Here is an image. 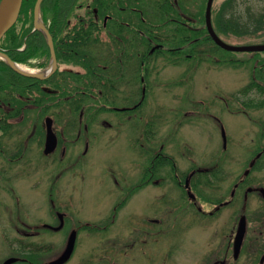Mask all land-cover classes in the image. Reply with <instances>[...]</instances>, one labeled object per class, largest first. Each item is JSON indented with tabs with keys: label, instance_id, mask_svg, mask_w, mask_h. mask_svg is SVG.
<instances>
[{
	"label": "rangeland",
	"instance_id": "374dc122",
	"mask_svg": "<svg viewBox=\"0 0 264 264\" xmlns=\"http://www.w3.org/2000/svg\"><path fill=\"white\" fill-rule=\"evenodd\" d=\"M123 1L112 0V13L114 15L131 13L133 15L131 17L136 20L137 28L150 26L152 28L151 35L155 40L152 43H155V46L160 45V39L163 35L159 31L166 32L169 38L168 25H162L157 30L153 23L161 20L160 13L165 12V5L155 6L156 0H128L130 5L127 6L123 4ZM169 1L178 5L179 8L181 6L188 16H193L194 13L198 14V19L193 17L190 21H203L207 0ZM220 1L212 0V5L217 7ZM126 8H128L127 11H122ZM263 8L264 2L262 0H236L233 10L235 9L236 15H240L244 20L248 11L258 12ZM188 16L184 17L182 21L185 26L188 25L186 23ZM107 23L100 30L99 43L105 47V56L109 59L118 51L117 43L111 35V31L116 30L117 23L113 20H108ZM122 23L125 24V22ZM218 33L223 41L232 45L264 43V32L244 36L233 33ZM206 38L203 36L201 45L203 52L201 54L191 52L190 58L188 54V56H184L183 59H178L175 62H167L164 57L162 58L164 53L163 55L157 54L158 48L153 51L157 56L147 62L144 60L145 57L140 54L142 47H139L136 80L126 89L127 91L132 90L133 98L139 102L134 110V116L131 117L138 131L152 126L155 132H158L156 136L161 137L163 131L165 133L168 131L166 134L169 138L168 151L175 158L177 167L181 171H187L194 165L196 168H203L204 173L208 174L207 171L213 170L214 172L215 164H218L217 170L219 171L214 173L212 177L214 179L210 182L206 183L207 177L200 174V178H202L201 190L208 194L225 197L232 189L233 183L238 180L237 178L243 175V170L247 166V159L251 155L250 149L255 147L253 140L256 134L260 129L264 130V121L260 124L257 123L256 119L253 122L247 119V113L250 117H255L258 113L264 112V104L258 105L260 109L257 108L259 109L257 113L255 110H250L256 104L245 107L242 101L243 97L245 98L247 95L252 96L253 99H264V50H226L216 46ZM200 41V38L195 40L196 43H200ZM93 45L97 46L98 43ZM121 45L123 43L119 42L118 46ZM94 62H97V58L94 59ZM31 63L33 64L31 67H35L36 62ZM106 65L105 75H98L99 70L96 69L94 72L89 70L88 73H82L80 76L68 72L64 79H60L59 75L58 78H53L54 80L50 81L48 87L45 86L47 92H43L47 95V98L42 100L46 108L40 107L56 113L55 124L57 129L69 126L76 128L87 123L93 127H103L101 133L91 141L87 152L81 154L76 164L70 168H66L64 162L58 164L59 174L61 173L58 180L59 201L69 195L73 210L83 211L84 216L92 218H98L103 213L106 214L110 211L116 196L113 176L131 172L133 168L132 159L134 158L135 162H139L140 157L136 153L146 147V141L144 136L141 137V134L138 135V139L132 141L129 119L122 123L120 129L118 126L120 117L117 116V114L119 115L117 109L112 108L111 111L97 112L96 117L91 118L92 111L97 110L96 106L90 105L94 103L90 96L98 99L97 94L108 93L110 94L109 97H114L117 94L115 105L126 104L125 100L118 96L119 93L127 95L128 92L126 89L117 90L120 87L118 84L122 81L118 79L117 70L113 66L115 64L109 59ZM43 69L38 68L37 70ZM71 69L79 71L76 67ZM107 79L112 82L114 89L103 88ZM143 88L147 89L145 94H143ZM49 90L54 91L50 92ZM70 93H75L74 97L66 100L65 98H68ZM231 95L233 97H228ZM50 96L56 105H50ZM103 99L101 97L99 101L103 102ZM225 99H230V102H225ZM194 100L199 101L194 102ZM227 104L229 109L226 108ZM37 108L39 109V107ZM211 113L217 114L222 119L226 133L225 149L222 148L219 125L210 116ZM258 115L262 117L259 118L262 121L264 115ZM160 141L161 138L157 139L154 142V147L158 146ZM73 149L75 150L72 151L73 153H81L83 146L76 145ZM171 171L172 165H170ZM255 173L258 174L257 171ZM38 174L41 177V184L46 180L49 181V170L45 171L41 168ZM158 182L160 183L161 179ZM154 189L161 191L162 188L154 187ZM24 190L26 192H22V205L26 208L36 204L45 206L46 200H42L41 197H36L34 202L29 200L30 187L25 185ZM177 190L181 189L177 188ZM238 204L240 205V203ZM238 204H235V211L239 210ZM129 206L130 204L120 213L110 229V233L121 241L130 237V224L127 214ZM159 207L158 201L154 200L153 208L158 210ZM136 208L138 209L135 218H137L140 226L141 218L146 215L147 204L145 201L138 202ZM228 229L229 227L225 223H217L216 219L202 218L195 224L185 225L180 234L175 237L160 232L150 234L149 237L145 236V241L136 245L122 246L123 252L119 253L117 261L120 264H202L212 252L217 250V247L225 242ZM61 236V233H58V237ZM176 239L178 240L177 244L172 245L171 249L167 250L169 242ZM98 248L101 247L93 244L92 240L90 244L81 243L76 246L72 258L62 264H78L75 261L81 255L87 258L88 256L91 258L93 255L89 264H102L96 257ZM115 248L118 249L121 246H115ZM61 249L62 246H59V253ZM110 256V262L108 260L105 264H110L114 260L112 252ZM51 259H53L52 256L44 255L43 257V260L47 262ZM244 259L247 260V257ZM234 264H242V259Z\"/></svg>",
	"mask_w": 264,
	"mask_h": 264
},
{
	"label": "flooded vegetation",
	"instance_id": "af4514ba",
	"mask_svg": "<svg viewBox=\"0 0 264 264\" xmlns=\"http://www.w3.org/2000/svg\"><path fill=\"white\" fill-rule=\"evenodd\" d=\"M170 3L169 0H156L154 4L155 6H166ZM123 4L130 5L128 0H124ZM180 5L182 4L180 3ZM179 13L184 17L188 16L181 6ZM160 15L162 18L166 17L163 21H167L168 18H175L166 16L168 15L166 13ZM192 15L187 18L189 22H194L190 21L193 17L199 18L198 14ZM131 16H133L131 13H123L118 16L105 14L100 18L98 15L92 14L97 22V29L89 35L85 46L59 47V50L55 51V71L58 72H55L49 80L58 78V75L60 79H64L68 72L78 73L77 70L71 69L74 67L79 70L82 69L85 74L89 70L92 72L96 69L104 70L107 66L106 62L110 59L115 64L113 66L117 70L118 79L122 81L118 84V87L120 85L118 91H122L136 80L139 47H142L140 54L145 57L144 60L147 62H150L155 56L153 51L156 48H158L157 54L163 55L164 53L162 58L168 59V52H162V49H168L167 47H160V45L138 46L136 20ZM40 18L41 21H45L42 15ZM107 20H113L117 23V28L111 31V35L117 43L118 51L109 59L105 56V47L99 43L100 30L106 25ZM180 21L182 22L183 19ZM121 22L129 23L130 28L122 29ZM31 30H34L33 19ZM148 32L151 33L152 31ZM159 33L167 35L165 32L159 31ZM91 36H98V39L93 40ZM163 38L166 39L167 37L163 36ZM195 38L197 40L199 36H195ZM163 41L166 42L167 39ZM119 42H122L123 45L118 46ZM95 43L98 45H93ZM25 44L23 42L19 49H23ZM50 58L49 48L47 50L45 47L43 49L39 47L35 48L34 55L28 57L23 63L32 66L31 62L35 61V67L31 68H45L50 63ZM95 58H97L96 63L94 62ZM98 75L101 74L98 73ZM98 80L101 79L98 78ZM43 87L41 81H37L35 85L30 84L28 87L24 83H0V264H3L5 259L9 257H15V260L10 264H47V261L43 260L44 255L52 256V258L58 256V247L62 246L61 253L70 236L73 237V249L65 262L72 258L77 245L81 243L90 244L92 240L93 244L101 247L98 248V255L96 256L99 258V263L105 264L108 260L110 262L112 252L114 260L110 264H120L117 257L119 253L123 252L122 246L136 245L145 241V236L149 237L150 234L160 232L175 237L180 234L185 225L195 224L202 218L216 219L217 223H225L229 227L224 239L225 242L217 247V250L212 252L202 264H234L240 259H242V264H264V193L262 191L264 189V130L260 129L255 138L253 136L255 147L250 149L251 155L247 159V166L243 170V175L233 183L228 194L225 197L208 194L201 190L202 178H200V174H196L197 171H203V168H196L192 165L187 171H181L177 164L173 163L170 172L169 138L166 136L168 131L166 133L163 131L162 137L156 136L158 132H155L152 126L138 131L136 124L133 123V118H131L135 114L137 102L133 98V91L126 89L129 96L121 93L118 95L119 98L125 100L126 104L115 106L119 113L117 116L120 117L118 126L121 129L122 123L129 119L132 141L138 139V135L141 134V137L144 136L146 141V147L136 153L139 154V162H135L134 158L132 159L133 168L131 172L113 176L116 196L110 211L106 214L103 213L98 218H92L84 216L83 211L73 210L69 195L59 201L58 180L61 173L59 174L58 164L64 162L66 168L76 164L81 154L87 152L91 141L101 133L103 127H93L87 123L76 128L69 126L57 129L55 124L56 113L41 109L46 108L42 100L47 98V95L41 93ZM53 100L50 96V105H56ZM195 101L198 102L199 100ZM224 101L229 103L230 99ZM242 101L245 107L256 104L250 110H255L257 113L260 109L258 105L264 104V99H253L250 95L243 97ZM226 108L229 109L228 104ZM92 112L91 118L94 119L97 112L100 111ZM247 114V119L250 122L256 119L257 123L261 124L264 121V119L261 121L259 118L262 117L258 115H264V112L258 113L255 117H250L249 113ZM47 115L52 118V130L57 142L51 150L45 152L44 142L47 127L44 118ZM210 116L216 120L221 133L222 119L214 113H211ZM220 137L223 144L222 148L225 149L226 139L224 141L221 135ZM160 138L161 143L154 147V142ZM73 145H82L81 153H73L72 151H75ZM218 166L215 164L214 172L213 170L209 171L211 178L215 172L219 171L217 170ZM41 168L50 172L49 181L46 180L43 184H41V177L38 174ZM202 176L207 177V174ZM160 179L161 182L159 183ZM205 180H208V177ZM25 185L30 187L29 200L34 202L36 197H41L42 200H46L45 206L36 204L26 208L22 205L21 196L23 195L22 192H26L24 190ZM43 187L44 189H42ZM154 187H161L162 189L159 191L158 189L155 190ZM177 188L181 190H177ZM154 200H157L160 205L158 210L153 208ZM144 201L147 204L146 215L141 218V225L139 226L137 218H135L138 209L136 203ZM129 204L127 214L130 224V237L121 241L110 233V229L120 213ZM235 204H238V211H235ZM225 209L227 211H224ZM241 217L244 220V229L240 246L235 254L234 239ZM58 233L62 235L60 238ZM177 242V239L171 240L167 250L171 249L172 245L177 244ZM115 246H121V248L117 249ZM92 256L87 258L81 255L75 262L89 264ZM246 257L247 260L244 259Z\"/></svg>",
	"mask_w": 264,
	"mask_h": 264
},
{
	"label": "trees",
	"instance_id": "16d2710c",
	"mask_svg": "<svg viewBox=\"0 0 264 264\" xmlns=\"http://www.w3.org/2000/svg\"><path fill=\"white\" fill-rule=\"evenodd\" d=\"M87 1L42 0L40 2V12L43 19L47 22V29L52 37L55 51L59 50V47L76 48L85 46L89 35L98 27L92 14L95 13L100 18L105 14H113L112 0H90V3ZM235 1L222 0L215 11L213 18H215L214 28L217 34L221 32L224 34L245 35L262 31L264 29V12L248 11L246 18L243 20L240 15H236L235 9L233 10ZM34 2L35 0H22L15 22L5 32L0 41V47L13 60L26 61L28 57L34 55L35 48L42 47L43 49L45 47L48 50V45L42 32L38 29L31 30ZM82 6L84 8L80 11L79 9ZM167 8L168 16L175 18H169L168 20L169 43L165 45L169 46L172 54L191 55L196 48L195 36L199 35L202 41L203 36L206 34L203 21L189 22L187 20L186 23L188 25L185 26L180 21V19L184 20V16L180 15L178 5L171 2ZM159 24L155 22L154 28L158 30L160 28ZM138 29L152 30L150 26H139ZM149 37L153 39V36L149 35ZM23 42L26 43L25 47L19 49ZM148 43L149 40L143 38L142 44L147 45ZM37 81L43 83L46 80L42 81L39 78L22 75L14 71L5 61L0 60V83H24L28 87L30 84L35 85ZM108 82L110 81L108 80ZM104 87L114 89L113 84L107 83ZM62 93H65V91H62Z\"/></svg>",
	"mask_w": 264,
	"mask_h": 264
},
{
	"label": "water",
	"instance_id": "95a60500",
	"mask_svg": "<svg viewBox=\"0 0 264 264\" xmlns=\"http://www.w3.org/2000/svg\"><path fill=\"white\" fill-rule=\"evenodd\" d=\"M41 0H36L35 4H34V13L35 16L37 14V9H38V5L39 2ZM21 4V0H15V5L12 11L8 10V0H0V37L2 36V34L9 28V26L11 25V23L14 21L19 7ZM210 4H211V0H207V5H206V9H205V23H206V28L207 31L209 33V35L211 36L212 40L219 45L220 47L227 49V50H234V51H243V50H247V51H255V50H264V44H245V45H232V44H228L226 42H224L223 40H221L218 35L214 32L212 26H211V22H210ZM35 27L41 28L43 29L46 33V29L45 27L39 26L37 23L34 24ZM49 39V45H50V51H51V55L54 58V51H53V46H52V41L50 36H48ZM2 54V56L7 60V62L10 64V66L12 68H14L15 70L22 72L24 74H28V75H33V76H40L38 74L35 73H29V72H23L20 71L19 69H17L14 65V62L7 57V55L3 52H0ZM45 123H46V137H45V144H44V151L48 152L49 150H51L55 144H56V137L55 134L52 131L51 128V118L50 117H45ZM222 135L224 137V130H222ZM263 193H264V189H262ZM243 229H244V220L241 217V219L239 220V224L237 227V232L235 235V241H234V247H235V254L238 251L240 242H241V238L243 235ZM73 247V237L71 236L68 240V243L64 249V251L62 252V254L57 257L56 259L52 260L51 262H49V264H60L63 261H65L67 259V257L69 256L71 250ZM14 260L13 257L7 258L3 264H9L10 262H12Z\"/></svg>",
	"mask_w": 264,
	"mask_h": 264
},
{
	"label": "bare ground",
	"instance_id": "6f19581e",
	"mask_svg": "<svg viewBox=\"0 0 264 264\" xmlns=\"http://www.w3.org/2000/svg\"><path fill=\"white\" fill-rule=\"evenodd\" d=\"M14 5H15V0H8V10L9 11H12L13 8H14ZM18 68L20 69H26L27 67H24V66H20V65H16ZM52 66H50L49 68H51ZM29 71H33V69H28ZM40 73V72H39Z\"/></svg>",
	"mask_w": 264,
	"mask_h": 264
}]
</instances>
